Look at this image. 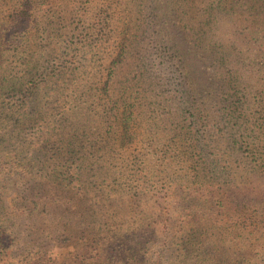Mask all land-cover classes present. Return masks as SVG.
<instances>
[{"label": "trees", "instance_id": "16d2710c", "mask_svg": "<svg viewBox=\"0 0 264 264\" xmlns=\"http://www.w3.org/2000/svg\"><path fill=\"white\" fill-rule=\"evenodd\" d=\"M4 151L94 264H264V0H0Z\"/></svg>", "mask_w": 264, "mask_h": 264}, {"label": "rangeland", "instance_id": "374dc122", "mask_svg": "<svg viewBox=\"0 0 264 264\" xmlns=\"http://www.w3.org/2000/svg\"><path fill=\"white\" fill-rule=\"evenodd\" d=\"M8 158L12 159L5 151L0 155V264H94V251L107 244L105 234L85 224L81 215L76 216L78 209L64 203L51 206L46 217L33 210L24 200V166L19 158L15 165ZM177 241L172 234L148 238L150 263L167 264L177 255L178 260L185 258L176 252Z\"/></svg>", "mask_w": 264, "mask_h": 264}]
</instances>
